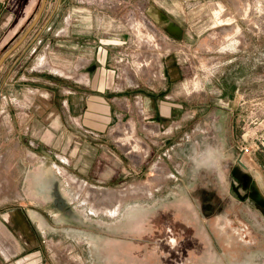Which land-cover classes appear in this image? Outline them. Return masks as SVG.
<instances>
[{
    "label": "rangeland",
    "instance_id": "obj_1",
    "mask_svg": "<svg viewBox=\"0 0 264 264\" xmlns=\"http://www.w3.org/2000/svg\"><path fill=\"white\" fill-rule=\"evenodd\" d=\"M43 2L0 0V61L24 37L0 67L3 214L43 234L48 264H264V0H162L188 28L178 42L151 17L154 0H62L55 13L47 0L30 29ZM96 37L126 40L111 54L125 101L163 92L178 129L158 121L144 135L118 113L92 132L61 92H26L57 88L33 81L42 56L73 83L75 42ZM173 56L182 77L170 82Z\"/></svg>",
    "mask_w": 264,
    "mask_h": 264
},
{
    "label": "crops",
    "instance_id": "obj_2",
    "mask_svg": "<svg viewBox=\"0 0 264 264\" xmlns=\"http://www.w3.org/2000/svg\"><path fill=\"white\" fill-rule=\"evenodd\" d=\"M61 1L58 0L54 13L59 9ZM154 3L157 8L154 7L150 15L156 25L159 26V30L164 33L166 38H172L177 42L183 40L185 34L188 32V28L178 20L177 10L175 9L177 5L174 3L173 8L172 2L168 5L163 3L162 0H154ZM78 27H80L79 24L74 26L75 30L73 33H75L76 39L82 40V37H79V32L77 31ZM96 39V41L90 44V47L75 42L76 75L73 78L70 77L74 81L73 83L65 81L64 79L67 78L63 79L61 76L59 78L51 76L47 67L44 66V63L41 64L42 62L48 61V59L42 56L36 58L37 66L35 67L34 63V67H32V70L37 72L33 73L34 76H37L33 78V81H41L45 85H50L52 84L51 82H55L57 85L54 83V86L57 88L52 89L49 87L46 90L27 88L26 92H44L41 95L43 97H49L50 93L46 94L45 92H61L64 98L71 102V107L74 109V112L77 111L80 114L84 112V115L80 116V127L88 128L92 132H107L111 128L110 124L112 123L109 116L118 118V113L130 114L132 120L136 122L139 132H143L144 135L148 134L147 131L150 132L153 129L156 131L157 128L160 132L163 126L158 125V121L161 124L165 121L169 122V129H171L172 133L173 129H178L179 126L177 124L179 122H172L168 119L173 120L177 118L182 110H180L178 102L174 103V101L167 102L162 100L163 92H146L144 89H140L137 91L140 94L138 96L140 101L137 105H133L130 100L125 101L127 99L126 97L131 96L132 93L120 88L116 71L111 66V54L113 48L124 45L126 40L122 37L109 40H102L98 37ZM38 43L41 44V42ZM50 48L51 45H48L46 50ZM33 49L35 53L36 48L33 47ZM175 60L173 56V58L166 61L164 67L166 80L170 82L178 81L182 77L180 68ZM78 64L79 66L77 67ZM120 92L129 93L124 95ZM66 106L67 103H63V107L59 106V109L63 108L62 111L64 112ZM151 114H154L153 120L155 121H151ZM83 117L84 119H82ZM50 134L51 132L48 131V134L45 136V139H47L44 140L43 138L42 142H50ZM171 139L170 137L161 140L159 143L160 147L168 141H171ZM88 146L92 153L94 152L96 158H98L99 154H101L100 149L92 142ZM63 159L60 156L59 160L62 161ZM28 218L32 221L30 216ZM20 230L23 233H20ZM43 237V234H34L31 232L20 213L11 211L6 216L0 207V264H48L47 251H44L46 246L43 245L46 241Z\"/></svg>",
    "mask_w": 264,
    "mask_h": 264
},
{
    "label": "water",
    "instance_id": "obj_3",
    "mask_svg": "<svg viewBox=\"0 0 264 264\" xmlns=\"http://www.w3.org/2000/svg\"><path fill=\"white\" fill-rule=\"evenodd\" d=\"M45 2H46V0H44V2H43V5H42V8H41V10H40V13H39V15L37 16V18H36V20L34 21V23L32 24V26L30 27V29L36 24V22H37V20H38V18L40 17V15L42 14V12H43V9H44V6H45ZM23 40H24V37L9 51V52H7L5 55H4V57L1 59V61H0V67H1V65H2V63L4 62V60L6 59V58H8V56H10V54L16 49V48H18V46H20V44L23 42ZM241 163V162H240ZM242 164V163H241Z\"/></svg>",
    "mask_w": 264,
    "mask_h": 264
},
{
    "label": "flooded vegetation",
    "instance_id": "obj_4",
    "mask_svg": "<svg viewBox=\"0 0 264 264\" xmlns=\"http://www.w3.org/2000/svg\"><path fill=\"white\" fill-rule=\"evenodd\" d=\"M250 193H252V191H251V189H250V191H249Z\"/></svg>",
    "mask_w": 264,
    "mask_h": 264
}]
</instances>
